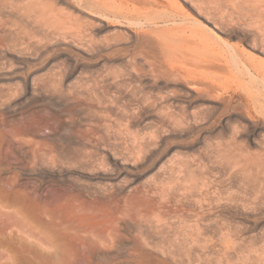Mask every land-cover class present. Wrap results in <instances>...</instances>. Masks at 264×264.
Wrapping results in <instances>:
<instances>
[{
    "label": "rangeland",
    "instance_id": "obj_1",
    "mask_svg": "<svg viewBox=\"0 0 264 264\" xmlns=\"http://www.w3.org/2000/svg\"><path fill=\"white\" fill-rule=\"evenodd\" d=\"M0 264H264V0H0Z\"/></svg>",
    "mask_w": 264,
    "mask_h": 264
},
{
    "label": "bare ground",
    "instance_id": "obj_2",
    "mask_svg": "<svg viewBox=\"0 0 264 264\" xmlns=\"http://www.w3.org/2000/svg\"><path fill=\"white\" fill-rule=\"evenodd\" d=\"M27 260V259H26ZM28 261V260H27ZM29 262V261H28Z\"/></svg>",
    "mask_w": 264,
    "mask_h": 264
}]
</instances>
